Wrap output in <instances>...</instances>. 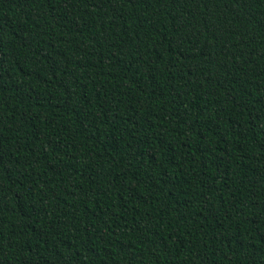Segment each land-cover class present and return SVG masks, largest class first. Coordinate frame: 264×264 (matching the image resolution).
Masks as SVG:
<instances>
[{
	"label": "trees",
	"instance_id": "16d2710c",
	"mask_svg": "<svg viewBox=\"0 0 264 264\" xmlns=\"http://www.w3.org/2000/svg\"><path fill=\"white\" fill-rule=\"evenodd\" d=\"M0 264H264V0H0Z\"/></svg>",
	"mask_w": 264,
	"mask_h": 264
}]
</instances>
